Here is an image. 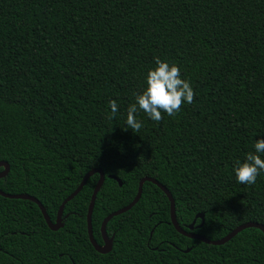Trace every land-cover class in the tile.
Returning a JSON list of instances; mask_svg holds the SVG:
<instances>
[{"label":"trees","instance_id":"1","mask_svg":"<svg viewBox=\"0 0 264 264\" xmlns=\"http://www.w3.org/2000/svg\"><path fill=\"white\" fill-rule=\"evenodd\" d=\"M157 56L179 66L194 100L159 122L138 111L135 133L127 108ZM261 137L264 0H0V162L9 165L0 189L35 196L51 221L100 168L91 215L99 245L102 219L133 199L143 176L170 191L184 230L198 212L204 222L192 231L209 239L264 225V170L251 185L233 171ZM98 176L65 203L57 230L35 202L0 195V264H264L259 228L217 245L182 235L150 181L109 219L111 249L98 252L86 224Z\"/></svg>","mask_w":264,"mask_h":264},{"label":"clouds","instance_id":"2","mask_svg":"<svg viewBox=\"0 0 264 264\" xmlns=\"http://www.w3.org/2000/svg\"><path fill=\"white\" fill-rule=\"evenodd\" d=\"M155 66L148 69L145 84L139 92L133 93L134 102L127 108L126 128L139 133L143 127L136 118L138 111H143L150 119L161 121L162 113L170 117L176 116L183 104H191L195 92L188 79L182 78L180 68L174 62L154 58ZM111 109L109 119H113L118 111L116 100H109ZM264 137L256 140L254 151L245 154L243 161L236 160L233 165L236 180L240 184H255L260 171L264 170Z\"/></svg>","mask_w":264,"mask_h":264},{"label":"water","instance_id":"3","mask_svg":"<svg viewBox=\"0 0 264 264\" xmlns=\"http://www.w3.org/2000/svg\"><path fill=\"white\" fill-rule=\"evenodd\" d=\"M3 166V170L0 171V177H3L7 174L8 170H9V165L7 162H0V166ZM97 172L99 174L98 179L95 183V186L93 188L89 203H88V207H87V212H86V224H87V232H88V238L89 241L91 242L92 246L95 248V250H97L100 253H106L111 249V239L112 237H108L106 235L105 232V227L107 222L109 221L110 218H112L115 215H118L122 212H125L126 210L130 209L140 198L141 195V191H142V184L144 181H150L153 182L154 184H156L163 192L164 194L167 196L168 201H169V215H170V221L172 223V225L174 226V228L182 235H185L187 237L190 238H195L198 240H201L205 243L208 244H222L226 241H228L230 238H232L236 233H238L240 230L247 228V227H257L259 228L263 233H264V225L261 223H257V222H245L242 224L237 225L236 227H234L230 232H228L226 235H224L221 238L218 239H209L203 235H200L198 233H195L192 231L193 227H194V223L196 218H200L201 221L197 226H201L204 222V214L202 212H198L195 215V218L193 219V221L187 226V228L189 229L184 230L181 227H179V225L176 222L175 219V205H174V198L172 196V194L170 193V191L159 181H157L155 178H152L150 176H143L142 178L139 179L138 181V186H137V191L135 196L133 197V199L126 204L125 206L112 211L111 213H109L108 215H106L101 223H100V232H101V236H102V244H97V242L95 241L93 234H92V228H91V215H92V210H93V206H94V202H95V198H96V194L100 188V186L102 185L103 181H104V173L100 168H92L91 170H89L88 172H86L83 177L81 178L79 184L77 185V187L68 195L66 196L62 202L60 203L58 210H57V214H56V218L54 221H51L50 217L48 216V214L45 211L44 206L42 205V203L33 195L30 194H26V193H16V194H12V193H7L4 192L0 189V195L4 196V197H9V198H20V199H27V200H31L33 202H35L37 204V206L39 207L43 218L46 222V224L48 225V227L52 230H57L58 228H60L62 226V210L63 207L65 205V203L67 201H69L70 199H72L80 190L81 188L84 186V184L86 183L87 179L90 177L91 174ZM112 178L116 179L118 184L121 185V181L118 177L116 176H112ZM189 248H186L184 251H188Z\"/></svg>","mask_w":264,"mask_h":264}]
</instances>
